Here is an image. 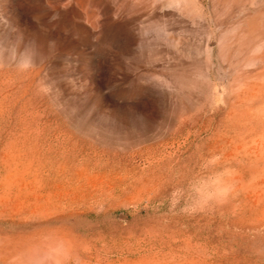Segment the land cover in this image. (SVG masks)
I'll return each mask as SVG.
<instances>
[{
    "label": "rangeland",
    "instance_id": "374dc122",
    "mask_svg": "<svg viewBox=\"0 0 264 264\" xmlns=\"http://www.w3.org/2000/svg\"><path fill=\"white\" fill-rule=\"evenodd\" d=\"M0 264H264V0H0Z\"/></svg>",
    "mask_w": 264,
    "mask_h": 264
}]
</instances>
